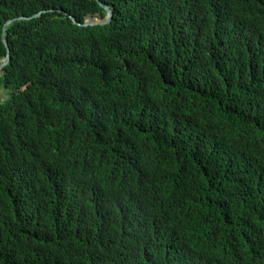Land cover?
Listing matches in <instances>:
<instances>
[{
    "label": "trees",
    "instance_id": "trees-1",
    "mask_svg": "<svg viewBox=\"0 0 264 264\" xmlns=\"http://www.w3.org/2000/svg\"><path fill=\"white\" fill-rule=\"evenodd\" d=\"M99 1L0 0V264H264V0Z\"/></svg>",
    "mask_w": 264,
    "mask_h": 264
},
{
    "label": "water",
    "instance_id": "water-1",
    "mask_svg": "<svg viewBox=\"0 0 264 264\" xmlns=\"http://www.w3.org/2000/svg\"><path fill=\"white\" fill-rule=\"evenodd\" d=\"M97 2L105 11L104 17L101 18L98 15H86L84 17L83 21H78L77 19H75V17L73 15L68 14L72 23H74L76 25H83V26L108 23L111 20V16H112V11H111L110 7L108 5H106L105 3L99 1V0H97ZM40 13H41V11L34 13L33 16H37ZM27 18H29V17L22 15L19 17L10 18V19L6 20L5 23L3 24L2 32H1V39H2L3 44L6 47V54L0 61V70L4 67V65L9 60L8 44H7V40H6V30H5L6 24L11 22L12 20H15V19H27ZM4 87H5V85H4ZM7 94H8L7 91L3 92L4 96H6Z\"/></svg>",
    "mask_w": 264,
    "mask_h": 264
}]
</instances>
